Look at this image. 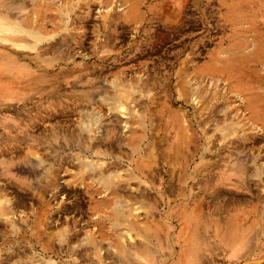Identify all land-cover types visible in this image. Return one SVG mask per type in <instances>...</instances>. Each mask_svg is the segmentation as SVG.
Wrapping results in <instances>:
<instances>
[{
    "label": "rangeland",
    "instance_id": "rangeland-1",
    "mask_svg": "<svg viewBox=\"0 0 264 264\" xmlns=\"http://www.w3.org/2000/svg\"><path fill=\"white\" fill-rule=\"evenodd\" d=\"M256 104L264 0H0V264H264Z\"/></svg>",
    "mask_w": 264,
    "mask_h": 264
},
{
    "label": "bare ground",
    "instance_id": "bare-ground-1",
    "mask_svg": "<svg viewBox=\"0 0 264 264\" xmlns=\"http://www.w3.org/2000/svg\"><path fill=\"white\" fill-rule=\"evenodd\" d=\"M239 66V65H238ZM210 67H211V69L209 68V69H205L204 70V73L207 75V76H211L214 72H219L214 66H212V65H210ZM112 86H113V88L114 89H116V96H115V101H114V107H115V109L116 110H124V111H126V108H124L125 106H124V104H125V102L128 100V96H129V93H128V91H126V90H123L121 87H119L118 85H116L115 83H112ZM193 94L195 93V91L194 92H192ZM197 104H198V102H197ZM262 107H263V105H262ZM252 111L254 112V116L258 119L259 118V120H261L262 118L264 119V113H261V114H259L258 112H261L260 111V109H258L259 108V106L256 104V105H253L252 107ZM136 115H139V117H140V114H136ZM90 121H93V122H90L89 123V121L88 122H86V123H82V127H83V129L84 130H87L88 131V128H89V126H91V125H93V123L94 124H97V122H98V120L96 119V118H92ZM126 125V124H125ZM124 125V126H125ZM126 128H127V126H126ZM261 128V130L262 129H264V126L262 125V127H260ZM163 131V130H162ZM172 139V138H171ZM173 141V140H172ZM182 142V141H181ZM180 143V142H179ZM178 144V143H177ZM186 145V144H185ZM183 146V145H182ZM186 147V146H185ZM180 148H181V146H180ZM178 150H179V148H178ZM177 149H176V151H178ZM188 151V150H187ZM179 152V151H178ZM99 154H102L103 156H106V154H104V153H99ZM144 164V163H143ZM86 167H88V165L86 164L85 165ZM250 173V172H249ZM107 177V178H106ZM108 176H105V177H103L102 179H100L99 180V182L100 183H102V184H104V185H106V186H110V184L111 183H109V181H108ZM1 200H2V198H1ZM4 202V201H3ZM0 204H1V202H0ZM116 209H121V203L119 202V201H117L116 202ZM135 230H137V229H134V231ZM139 233V232H138ZM131 235L130 234H128V238H132V236L130 237ZM123 254H125V251H123ZM137 255V254H136ZM133 257H134V255H133ZM144 260V259H143Z\"/></svg>",
    "mask_w": 264,
    "mask_h": 264
}]
</instances>
